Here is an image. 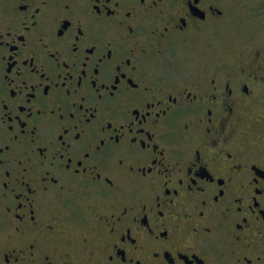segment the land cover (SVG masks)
I'll return each instance as SVG.
<instances>
[{
  "label": "flooded vegetation",
  "instance_id": "1",
  "mask_svg": "<svg viewBox=\"0 0 264 264\" xmlns=\"http://www.w3.org/2000/svg\"><path fill=\"white\" fill-rule=\"evenodd\" d=\"M242 1L0 0V264H264V0Z\"/></svg>",
  "mask_w": 264,
  "mask_h": 264
},
{
  "label": "rangeland",
  "instance_id": "2",
  "mask_svg": "<svg viewBox=\"0 0 264 264\" xmlns=\"http://www.w3.org/2000/svg\"><path fill=\"white\" fill-rule=\"evenodd\" d=\"M242 6H238L237 11L239 15L244 16L245 10L252 4V0H243ZM245 5V7H244ZM244 13V15L242 14ZM239 18H236L234 23L229 27L227 31L222 32V57L234 58L236 52L235 42L238 40L240 23H237Z\"/></svg>",
  "mask_w": 264,
  "mask_h": 264
},
{
  "label": "snow or ice",
  "instance_id": "3",
  "mask_svg": "<svg viewBox=\"0 0 264 264\" xmlns=\"http://www.w3.org/2000/svg\"><path fill=\"white\" fill-rule=\"evenodd\" d=\"M138 2L141 3V0H138ZM117 6H118V5H117ZM246 91H247V89H246ZM262 109H264V105H262ZM261 123H264V120H262ZM77 139H79V137H78ZM101 143H102V141H101ZM120 163L122 164L123 161L121 160ZM193 182H194V181H193ZM161 215H163V212H161ZM184 218L186 219L187 217H184ZM49 231H53V229H52L51 226H49ZM83 242L86 244V243H87V240H84ZM72 246H73V245H72V242H71L70 240L64 242L63 247H64V249H65V255H66V258H67V255H68V250L71 249ZM89 252H91V249H89ZM248 260L250 261V264H251V258H250V257L248 258ZM137 262H138V261H137Z\"/></svg>",
  "mask_w": 264,
  "mask_h": 264
}]
</instances>
